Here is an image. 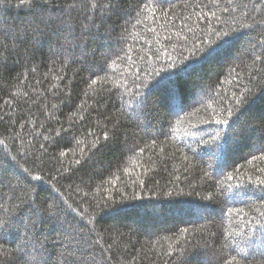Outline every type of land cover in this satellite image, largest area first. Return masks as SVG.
Returning a JSON list of instances; mask_svg holds the SVG:
<instances>
[{
    "label": "trees",
    "instance_id": "16d2710c",
    "mask_svg": "<svg viewBox=\"0 0 264 264\" xmlns=\"http://www.w3.org/2000/svg\"><path fill=\"white\" fill-rule=\"evenodd\" d=\"M16 2L0 13V220L13 223L0 264H28L26 229L40 264H217L224 229L264 247V0H117L103 16L77 0ZM210 11L219 19H199ZM137 73L140 120L118 111Z\"/></svg>",
    "mask_w": 264,
    "mask_h": 264
},
{
    "label": "snow or ice",
    "instance_id": "6c2138e0",
    "mask_svg": "<svg viewBox=\"0 0 264 264\" xmlns=\"http://www.w3.org/2000/svg\"><path fill=\"white\" fill-rule=\"evenodd\" d=\"M53 2V0H17L16 2V7L18 8H25L28 11H43L44 6L45 5H51ZM211 3L214 4V0H210ZM77 3L79 4V6L83 9H92V10H99V12L101 13V16H103L105 13H107L112 6H114L117 3V0H77ZM229 3H231V0H229ZM13 3L12 0H0V13H3L4 11H6L8 8L12 7ZM50 13V9L47 10ZM224 11H228L227 8L224 9ZM206 17H211V18H216L219 19V17H217L216 12L214 11H210V12H205L202 15L199 16L200 20H204ZM53 19H56L58 21V23L65 29H67V31L69 32V34L74 32V28H73V22L72 19L70 17V15H61V16H56V17H52ZM241 27H250L249 25H242ZM83 30L87 31V34L91 35V27L89 25H84L83 26ZM155 31V30H152ZM189 31H191V28H189ZM13 36L15 34H12ZM175 35L180 38L181 37V33L178 31L175 33ZM224 36H228L229 33L225 32L223 33ZM168 39H171V37L169 36ZM229 41H225V44H227ZM156 43L159 44L160 40L157 39ZM162 49L158 50V51H162ZM212 53H209V55H211ZM129 59H131L129 57ZM156 59H159V55L157 54ZM168 60L171 62L172 61V57L171 55H168ZM262 63H264V61H262ZM171 67H175V63L172 62L170 64ZM188 67L191 66H186V68L184 70H187ZM137 82H140L139 87H136L134 90L130 89L128 87L125 86V91L131 96L132 100H125L124 99V94L122 93L120 95V100H121V109H119L118 111H122L125 113H128L130 118H134L136 120H140V118L142 117L143 113H144V105H145V98L142 92V88L146 87V85H144L142 83V77L139 75V73L135 74V77L132 81L133 84H136ZM98 83L97 80L93 79L91 81L92 85H96ZM121 85L117 84V88H119ZM108 91H112L111 88L107 89ZM132 101H134V104L132 103ZM236 103L237 104H241L243 103V99L242 98H237L236 99ZM55 107V106H53ZM228 116L231 117L233 115V112L231 109H228ZM106 119L109 120L110 123H112V129L117 130L118 131V126H119V119L117 118V120L115 122H112V118L107 117ZM215 123L217 125H226L229 124V119L228 118H221V119H217L215 120ZM195 127V126H193ZM66 134V133H65ZM57 136H59V133H56ZM113 135H115V133L113 132ZM192 135H196V133H192ZM46 139H49L48 137H46ZM99 137H97L96 139V143L93 144V148L96 147V144L99 143ZM103 139L105 141H108L110 139L109 136V132L105 131L103 134ZM219 139V136L214 137V140ZM196 143H199V141H196ZM205 143H208V141H205ZM153 144H155V140H153ZM189 147L191 148V146L189 145ZM83 151V149H82ZM141 153L144 151V149H140L139 150ZM192 151H195V149H192ZM61 155H64V153H61ZM261 159H264V156L260 157ZM255 159V157H254ZM77 164L80 163L79 160L76 161ZM260 171L264 172V169H261ZM37 179H39V177H37ZM228 180H232L234 179L233 176L229 175L227 177ZM256 183H258L259 185L264 186V179L260 178L259 176H257L256 178ZM236 187H242L241 185H237ZM231 185L228 186L227 189L224 190V195L227 196L228 191L230 190ZM232 197H229V199H231ZM207 199H213V197H209ZM142 205H135L133 206V208L129 209V208H121L119 209V212H127V211H132V210H137L142 208ZM202 210L204 211H208L209 210V206L208 205H201L199 206ZM49 213H54L56 211L55 207L50 205L49 209H48ZM257 212H259V209H256ZM244 210L243 209H238V208H232L229 207L227 209V216L228 217H232L234 215H239L240 213H243ZM247 214L245 213V216ZM260 218L257 219L256 217H253L254 220H256V227L260 228L262 231H264V212H260L259 213ZM10 227H13V223L11 221H4V220H0V233H3L6 229H9ZM189 232V229L185 228L183 229L181 235H185ZM212 235H215L214 233ZM240 236V233L238 232H233L230 229H224V239H225V243L223 245V250L220 252V254L216 257L217 259V264H247V262L249 261L250 258H255L257 255V252L259 253L260 257L264 258V247H261L259 249H253L251 244H247L245 246H241V244L235 242L233 240V237H238ZM180 238L176 237L174 243L179 245L180 244ZM36 242L34 239V233H29L26 229L25 231V236L21 239L20 243H19V250L20 251H25L28 248L32 249V253L31 258L28 261V264H40V261L37 259L36 255H35V250H36ZM169 247L171 248L172 245H169Z\"/></svg>",
    "mask_w": 264,
    "mask_h": 264
}]
</instances>
